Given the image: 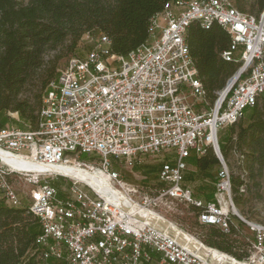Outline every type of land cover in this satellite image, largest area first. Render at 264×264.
<instances>
[{
    "label": "built area",
    "instance_id": "built-area-1",
    "mask_svg": "<svg viewBox=\"0 0 264 264\" xmlns=\"http://www.w3.org/2000/svg\"><path fill=\"white\" fill-rule=\"evenodd\" d=\"M191 23L203 29L217 23L230 36L221 57L236 69L212 103L186 42ZM148 32L146 42L125 56L111 52L107 35H84L90 49L58 69L42 97L37 128L0 131V194L7 205L26 206L37 217L41 264H264V224L236 210L218 143L219 130L264 93V8L255 15L233 0H168L151 17ZM207 149L221 163L210 202L182 185L186 159ZM161 154L170 158L151 189L112 169L113 159L132 168L142 157ZM9 155L42 170L15 166ZM82 155L88 161H80ZM62 164L98 174L99 186L49 169ZM55 177L69 178L67 188L54 186ZM16 179L30 186L27 204ZM168 202L189 205L199 224L241 239L238 251L245 256L238 259L200 239L209 260L190 251L148 220L149 214L165 218L161 210Z\"/></svg>",
    "mask_w": 264,
    "mask_h": 264
},
{
    "label": "trees",
    "instance_id": "trees-1",
    "mask_svg": "<svg viewBox=\"0 0 264 264\" xmlns=\"http://www.w3.org/2000/svg\"><path fill=\"white\" fill-rule=\"evenodd\" d=\"M166 1L27 0L18 3L0 0V131L9 127L37 128L42 97L56 81L58 73L59 57L46 60L48 51L65 47L76 51L72 55L84 56L90 49L84 35L103 33L110 39L111 52L125 56L146 42L150 19L162 12ZM233 2L239 10L246 11V0ZM249 8L247 12L257 15L264 8V0H253ZM185 38L206 99L212 103L217 91L236 69V64L221 57L222 51L229 46L230 36L217 23L209 29L191 23ZM33 82L38 83L39 92L30 98L25 93ZM263 96L264 93L254 106L244 109L237 131L238 121L218 132L222 155L226 156L235 145L251 170L254 166L264 167V117L258 103ZM81 159L85 160L86 156L82 155ZM220 168V160L211 149L202 155L190 156L186 159L182 185L191 188L194 198L214 201L215 173ZM124 180L139 184L128 174ZM244 184L239 176H231V191L236 203L239 202V188ZM155 185L156 179L152 184H145L146 187ZM199 225L207 227L200 239L205 245L238 259L245 256L238 251L244 246L241 239L224 234L216 226ZM41 233L37 217L28 212L26 206H9L0 194V264H41L35 252V239Z\"/></svg>",
    "mask_w": 264,
    "mask_h": 264
},
{
    "label": "rangeland",
    "instance_id": "rangeland-1",
    "mask_svg": "<svg viewBox=\"0 0 264 264\" xmlns=\"http://www.w3.org/2000/svg\"><path fill=\"white\" fill-rule=\"evenodd\" d=\"M16 2L26 3L27 0H16ZM251 2H253V0H246L244 5L246 11L250 10L249 7ZM78 46L79 45L77 44L76 47ZM73 52L76 51L67 50L65 47L58 48L48 51L45 54V59H56L57 57H59L56 65V69H59L60 67L65 65L67 59L72 56ZM37 84V82H33L32 84H30L27 87L25 95L30 98L35 97V95L39 92V87ZM42 94L43 93H41V95ZM207 102L210 103L209 100H207ZM258 103L264 117V96L259 99ZM240 121L235 124V131L238 130ZM233 139H236V134L233 135ZM222 158L229 168L230 175L239 176L245 183L243 185L244 192H239L240 195L238 203L234 202L233 193L231 191L232 200L237 211L241 216L244 217V219L248 221H254L264 224V167L258 168V166H254L251 170L248 167L245 159H242L240 157L238 150L235 148V145H233L228 150L226 156L222 155ZM80 161L88 160H83L80 158ZM112 164L113 168L120 169L124 173H128V169L134 170V167H126V164L123 163V161L119 162L113 159ZM79 178L81 177L79 176ZM69 182V178L64 177H55L51 180V183L59 189H66ZM13 184L20 196V199L22 200V203L27 204L30 200V197H28L27 195V193H29L30 186L19 179L14 180ZM153 187L154 186H149L150 189ZM59 196L62 195L60 194ZM161 212L169 222L173 223L180 230L189 233L196 239H201V235L206 232L207 227H201L199 225L196 220L195 213L192 207H190L189 205L178 202H168L165 206V209L161 210Z\"/></svg>",
    "mask_w": 264,
    "mask_h": 264
},
{
    "label": "bare ground",
    "instance_id": "bare-ground-1",
    "mask_svg": "<svg viewBox=\"0 0 264 264\" xmlns=\"http://www.w3.org/2000/svg\"><path fill=\"white\" fill-rule=\"evenodd\" d=\"M7 159L13 163L15 166H18L20 168H27V169H38V170H42L40 167H38L37 165H33L30 163H26L22 160L17 159L14 156H7ZM49 169L60 172L68 177H73V178H78V179H84L89 183H92L94 185H98L99 186V176L98 174H90L88 172L87 169L83 168V167H78L75 164H69V165H59V166H55V167H50ZM79 176L81 178H79ZM83 177V178H82ZM113 188V187H112ZM237 210V209H236ZM153 217H157V219L166 224V229L169 233H172L174 235H176L177 239L179 241H183L185 242L186 246L189 249H194V247L198 248V252L201 253L203 251V247L202 245H200L199 241L193 237L192 235H190L189 233H186L182 230H180L178 227H176L173 223L169 222L167 219H165L164 217L161 216H155L153 214H149L148 219H152ZM217 256H219V254L215 253Z\"/></svg>",
    "mask_w": 264,
    "mask_h": 264
},
{
    "label": "crops",
    "instance_id": "crops-1",
    "mask_svg": "<svg viewBox=\"0 0 264 264\" xmlns=\"http://www.w3.org/2000/svg\"><path fill=\"white\" fill-rule=\"evenodd\" d=\"M169 158L170 156L167 154H161L158 157H142L139 162L133 166L134 170L128 169V173H124L120 169H118V171L121 173L123 179H125L126 175L128 174L131 176L132 180L139 181V184L127 181L128 183L148 188L145 186V184H151L156 179L160 162H163Z\"/></svg>",
    "mask_w": 264,
    "mask_h": 264
},
{
    "label": "water",
    "instance_id": "water-1",
    "mask_svg": "<svg viewBox=\"0 0 264 264\" xmlns=\"http://www.w3.org/2000/svg\"><path fill=\"white\" fill-rule=\"evenodd\" d=\"M148 220H149L151 223L156 224L157 226H160V227L162 228V230L165 231L168 235L174 237L179 243H181V244H183V245L186 246L185 242H183V241H179V240L177 239L176 235H174V234H172V233H169V232L167 231V229H166V224L160 222V221L157 219V217H153L152 219H148ZM199 243H200V242H199ZM200 245H202V247H203V251H202L201 253L198 252V248H197V247H194V249H192V250L189 249L187 246H186V247H187L190 251H192V252H194V253H197V254H199L200 256L207 257V256H206V248L204 247V245H203L202 243H200ZM207 258H208V257H207ZM208 260H209V258H208Z\"/></svg>",
    "mask_w": 264,
    "mask_h": 264
}]
</instances>
